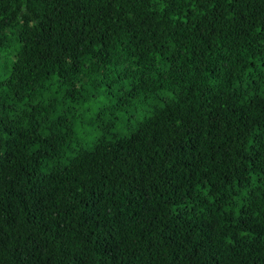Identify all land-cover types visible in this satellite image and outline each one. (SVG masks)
Listing matches in <instances>:
<instances>
[{"label":"trees","instance_id":"16d2710c","mask_svg":"<svg viewBox=\"0 0 264 264\" xmlns=\"http://www.w3.org/2000/svg\"><path fill=\"white\" fill-rule=\"evenodd\" d=\"M0 264H264V0H0Z\"/></svg>","mask_w":264,"mask_h":264}]
</instances>
